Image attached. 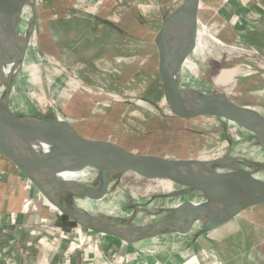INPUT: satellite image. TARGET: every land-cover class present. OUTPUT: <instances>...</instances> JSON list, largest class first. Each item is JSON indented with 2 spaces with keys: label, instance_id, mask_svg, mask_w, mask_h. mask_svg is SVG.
<instances>
[{
  "label": "rangeland",
  "instance_id": "374dc122",
  "mask_svg": "<svg viewBox=\"0 0 264 264\" xmlns=\"http://www.w3.org/2000/svg\"><path fill=\"white\" fill-rule=\"evenodd\" d=\"M105 1L106 7L102 0L40 1L16 104L138 153L213 159L245 152L234 126L209 117L181 120L165 103L153 38L178 0H132L128 8L118 0ZM94 24L102 28L93 31ZM212 34L197 62L198 78L224 88L233 101L254 107L264 119L263 58L230 27L214 26ZM182 79L191 81L185 72ZM119 187L137 200L158 204L166 197L170 203L192 198L179 197L182 188L133 173L121 176Z\"/></svg>",
  "mask_w": 264,
  "mask_h": 264
},
{
  "label": "water",
  "instance_id": "95a60500",
  "mask_svg": "<svg viewBox=\"0 0 264 264\" xmlns=\"http://www.w3.org/2000/svg\"><path fill=\"white\" fill-rule=\"evenodd\" d=\"M40 1L0 0V21L11 8L21 15L27 7L31 13L25 31L6 57L0 72V154L19 177L58 207L59 214L66 215L79 227L117 238L124 243L153 236L179 225L186 221L194 209H213L220 215L209 227L198 231L191 242L237 216L264 217V178L258 176L255 169L222 170L220 165L225 161L221 158L170 159L155 154L138 153L113 140L84 136L71 123L58 121L50 115L39 117L15 112L11 107L14 81L36 31ZM185 7L188 15L174 65V75L180 82L182 71L186 72L193 82L192 85L182 84L185 96L183 99L163 84L169 79L162 65L165 51L162 47L165 43L161 44L159 40L161 34L179 17ZM201 8L202 0H181L173 12L163 18L153 38V43L158 48L157 70L162 81L164 99L174 97L184 114L192 112L243 129L257 140L264 151V119L259 113L251 106L233 101L224 88L198 78L197 62L203 51L205 36L204 22L200 16ZM173 82L169 83L174 84ZM168 105L170 110L175 111L171 104ZM23 116L34 123L42 122L54 131L46 133L40 129L23 127L20 123V117ZM185 117L190 118L188 115ZM81 139L86 140L88 146L76 152L72 149V144ZM35 142L37 146L34 145ZM39 145H42L41 148ZM43 146L47 148L44 149ZM84 170H90L97 178L104 179H120L127 173H133L148 180L192 189L202 196L203 201H184L180 209L173 210L168 217L144 226L148 231L140 232L139 227H129L128 232L124 234L111 224L94 222L80 212L60 205L57 196L77 183V180L66 175Z\"/></svg>",
  "mask_w": 264,
  "mask_h": 264
},
{
  "label": "crops",
  "instance_id": "0c3cea01",
  "mask_svg": "<svg viewBox=\"0 0 264 264\" xmlns=\"http://www.w3.org/2000/svg\"><path fill=\"white\" fill-rule=\"evenodd\" d=\"M118 1V4L121 3L120 0ZM177 2L178 5L181 0ZM103 4L106 7L107 1L102 0ZM158 5L161 6V2ZM111 9L114 8L111 7ZM173 10L167 15H170ZM223 13H227L231 18L233 15L231 22L223 17ZM72 14L78 13L76 11ZM200 16L206 27V33L208 28L213 33L214 26L230 27L236 32V36L245 45L254 48V53L261 56L264 61V0H202ZM93 22L97 23L95 20ZM96 26L94 24L91 29L95 31L101 27V24ZM210 31L209 33L213 36L214 34ZM183 34L184 26L175 36L174 47L177 51ZM155 50L158 53L156 46ZM175 60L176 55L171 63L173 64ZM204 61L205 58L202 55L201 65ZM200 68L202 71V66ZM163 69L169 79L163 84L169 86V89L178 97L185 99L183 85L175 81L174 84H170L169 82L173 79L164 66ZM202 75L206 79L204 72ZM160 82H162L161 78ZM214 82H216L215 79ZM215 84L218 85V83ZM165 103L173 106L175 111H170L181 120L186 118L185 115H188L189 119L202 118L192 112L184 114L174 97L169 96L165 99ZM168 203L171 205L175 202ZM122 204L145 207L158 203L154 200L150 202L130 200ZM58 214L59 210L35 187L19 177L0 154V240L11 239V227L20 222H24V227L31 229L36 220H43L48 222V228L51 229V231L31 229L19 242L20 248L24 250V256L31 258L30 264H60L61 257L64 256L68 257L69 264H264L263 216L240 215L171 252L146 254L133 249L117 238L98 234L78 225L72 231L65 233L55 224L54 220ZM9 264H20L19 259Z\"/></svg>",
  "mask_w": 264,
  "mask_h": 264
},
{
  "label": "bare ground",
  "instance_id": "6f19581e",
  "mask_svg": "<svg viewBox=\"0 0 264 264\" xmlns=\"http://www.w3.org/2000/svg\"><path fill=\"white\" fill-rule=\"evenodd\" d=\"M187 15L188 12L185 7L179 17L176 18L173 23L161 34L159 43H165L163 45L164 47H162V49L164 48L165 50L163 66L169 76L178 84L182 82L192 85L193 82L191 81H183V79L181 78L180 82L176 78V76L174 75V65L171 63L172 58L178 52L174 47L175 36L184 26ZM30 16V9L27 7L23 9L21 15L11 8L5 13L4 17L0 21V72L3 68L6 57L25 31V27ZM205 28L206 27L204 25V50L206 48L207 39L209 37H213L209 33L208 29V33H206L207 31L205 30ZM32 48L33 46H30L28 50L31 51ZM26 62L27 59H25L22 66L19 68V72L14 81L11 97V107L15 112L21 114H29V112L25 111L22 106L16 104L15 93L17 87L22 84V72L24 71ZM20 123L23 127H26L28 129H40L42 130V132L46 133H52V131H54L53 128L47 126L46 124L42 122L34 123V121H31L28 117L25 116L20 117ZM226 125L234 126L229 123H226ZM234 127L243 136V142L241 145H243L245 152L238 154L234 151V153H230L229 156L221 157V159L225 162L220 165V168L226 171H252L253 169H255L258 176L264 178V151L262 147L257 143V140L251 137L250 134H248L246 131L236 126ZM34 145L37 146L36 142ZM41 146L42 145H39L40 148ZM87 146L88 142L84 139H81L78 142L72 144V149L77 152L82 151ZM43 147L44 149L47 148L45 146ZM66 177L77 180V183L73 184L68 190L57 196V199L61 206H63L64 208L67 207L70 210H76L94 222L102 221L103 225L111 224L117 229V231L124 234L128 232L127 228L129 227H139L140 232L142 230L146 231L147 229L144 228V226H147V224H154L168 217V215H170L173 210L180 209L181 203L184 202L178 201L170 205L168 203L169 197H166L164 198L165 202L154 206L142 207L132 204L123 205L114 198L125 200H137V198L129 195L119 187V179L97 178L92 172H90V170L69 173L66 175ZM162 184L169 185L163 182ZM186 194L191 195L192 198L190 199V201H192L193 203H200L203 201L202 196H200L196 191L192 189H184L181 194L177 193L179 197ZM56 208L59 210L58 207ZM180 215L181 214H179L178 217H180ZM219 215L220 214L213 209H194L188 215L186 221L182 222L181 224L176 225L172 228H168L165 231H161L153 236L141 239L137 238V240H132L127 244H129L133 249L142 253L165 254L191 241L193 236L198 231H202L209 227L214 221L217 220ZM178 217L176 216V218ZM108 220L111 221L108 222Z\"/></svg>",
  "mask_w": 264,
  "mask_h": 264
},
{
  "label": "trees",
  "instance_id": "16d2710c",
  "mask_svg": "<svg viewBox=\"0 0 264 264\" xmlns=\"http://www.w3.org/2000/svg\"><path fill=\"white\" fill-rule=\"evenodd\" d=\"M120 1H121V4H123L127 8L133 4L132 0H120ZM222 15L224 18L228 19L231 22L230 19L233 18V15H232V18L227 13H223ZM90 17H93V16H90ZM92 19L96 20L95 17ZM116 199L120 201L121 203L130 201V200H124V199H118V198ZM23 219H25V215H23ZM54 221H55V224L60 226L62 231L65 233L72 231L77 226V224L74 221L69 219V217H67L66 215H62V214H58L55 217ZM23 224L24 222H20V223L15 224L13 227H11L10 229L11 230L10 232L12 235L11 239L2 238L0 240V262L2 264H9V262L13 263L17 258L19 259L20 264H30L31 258L24 256L23 254L24 250L20 248L19 242L23 239L25 234L31 229L37 230V231H47V230L51 231V229L48 228V222L43 221V220H40V221L36 220L31 229L28 227H24ZM17 245L19 247H17ZM60 264H69L68 257L67 256L61 257Z\"/></svg>",
  "mask_w": 264,
  "mask_h": 264
}]
</instances>
